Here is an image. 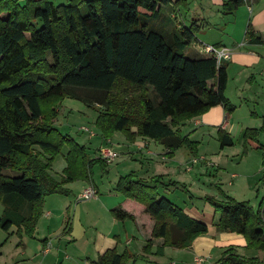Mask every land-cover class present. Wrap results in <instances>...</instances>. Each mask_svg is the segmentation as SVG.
I'll return each mask as SVG.
<instances>
[{
	"label": "trees",
	"instance_id": "16d2710c",
	"mask_svg": "<svg viewBox=\"0 0 264 264\" xmlns=\"http://www.w3.org/2000/svg\"><path fill=\"white\" fill-rule=\"evenodd\" d=\"M172 0H0V228H17L19 236L34 238L50 195H70L65 185L91 177L95 163L87 149L63 135L54 122L67 98L82 101L98 112L95 121L104 139L121 132L130 142L149 138L173 154L194 143L181 127L212 107L234 106L227 100L226 63L213 57L192 59L185 48L194 40L190 31L177 44L153 29L149 18ZM238 1L226 5L230 11ZM253 36V35H252ZM215 81L214 84H210ZM96 104L102 108L96 107ZM221 146L233 145L222 140ZM245 142L257 143L256 135ZM68 145L66 176L60 182L46 171ZM104 165L107 166L105 163ZM182 187L162 176L150 181L123 176L115 191L145 206L155 221L153 238L163 247L186 249L208 232V226L187 216L159 187ZM220 213L218 229L243 235L249 249L264 250V203L258 211L248 202L205 197ZM118 220L132 219L121 209ZM70 223L67 224V226ZM143 255L116 249L99 256L96 264H137L151 254L149 241ZM162 251V250H161ZM158 253V252H157ZM218 264H260L228 250Z\"/></svg>",
	"mask_w": 264,
	"mask_h": 264
},
{
	"label": "crops",
	"instance_id": "0c3cea01",
	"mask_svg": "<svg viewBox=\"0 0 264 264\" xmlns=\"http://www.w3.org/2000/svg\"><path fill=\"white\" fill-rule=\"evenodd\" d=\"M235 1L238 3L227 11L225 6ZM252 5L250 12L242 0H172L163 5L172 8L174 22L170 27V18H161L163 6L159 14L149 18L153 29L167 38H175L177 44L184 42L185 31L193 32L191 44L199 42V45L192 59L211 57L204 53L203 44L230 51V60L222 63H226L228 73L225 96L234 111L228 113L223 105H217L185 122L181 127L182 135L188 136L194 145L180 148L172 157L166 155L163 145L149 138L138 137L130 142L123 133L116 132L109 140L102 137V141H94L98 135L89 134L84 141H98L91 159H97L104 148L114 149L118 158L112 167L95 163L89 179L70 183V195L48 196L34 238L16 236L20 243L18 257L12 264H96L99 256L111 249L119 254L129 251L143 255L149 241L152 243L151 254H146L149 264H199L198 258L204 259L201 264H218L228 250L264 264V250L249 249L243 235L218 229L221 215L205 200V197H213L223 201L230 197L250 203L256 211L264 203V143L261 141V137L264 138V0H253ZM63 109L71 111L69 117H75L85 113L88 107L80 100L65 99L54 122L59 131L57 126ZM219 132L224 134L222 140L229 137L233 145L222 147ZM120 133L123 138H116ZM254 135L259 147L245 142L247 136ZM79 138L71 139L77 142ZM193 159L199 161L189 170ZM98 166L99 171L111 179L106 183V195L101 194L96 181ZM129 174L145 181L162 176L166 182L185 185L187 195H191L192 189L198 190L197 196L192 191L196 199L191 196L185 209L178 207L190 218L205 223L208 232L197 237L189 248L163 247L164 239L153 238L155 221L145 206L115 191L119 179ZM101 179L104 180L103 175ZM74 185H80L77 193ZM90 187L95 189L96 196L80 200ZM179 189L183 188L159 187L158 193L160 198L170 200L168 194L176 196ZM92 201L96 204L93 207L96 220H89L82 204ZM114 209L128 212L134 220L116 219Z\"/></svg>",
	"mask_w": 264,
	"mask_h": 264
},
{
	"label": "rangeland",
	"instance_id": "374dc122",
	"mask_svg": "<svg viewBox=\"0 0 264 264\" xmlns=\"http://www.w3.org/2000/svg\"><path fill=\"white\" fill-rule=\"evenodd\" d=\"M50 1H52L56 5H66L70 2V0H50ZM171 11H172L171 7L163 6V12H162L161 18L164 19L163 18L164 16L166 18H170V20L168 22L169 27L174 22L171 20ZM205 14H207V13H205ZM209 36L212 37L211 34H209ZM197 44L199 45V42H195L194 44L187 46L186 51H185L187 57L194 58L196 56L195 48H196ZM70 114H71V111L63 109L61 112L60 123L57 127L66 136L70 135L71 138L79 136L80 138L77 140L76 143L79 145H80V143L83 144L81 146H84V144H87V146H85V148L87 149L88 156L91 159L95 154V147H97L96 145H97L98 141L103 140L102 136L100 135V133L98 131L99 129L96 127V124H95V121H96L97 116H98V112L96 110H94L93 108L88 107V110L85 113H80V114L76 115L75 117H73V116L69 117ZM83 127L88 128L90 131L93 130L98 135L97 137H94L93 140L94 141L98 140V141H96L95 143L93 141H91V142L90 141L89 142L84 141L85 139L88 138L89 134L84 133V131H81V128H83ZM121 136L122 135L120 133V134H118V136L116 138H123ZM116 138H115V141H117ZM261 141H263V143H264V138L261 137ZM69 152H70V147L68 145H65L63 147L61 153L58 154L54 158V160L52 161L51 167L46 171L47 175L50 176L52 179L57 181V180H60L61 178L63 179V177L66 176L65 170H66L67 164H68L66 157H67ZM263 153H264V151H263ZM107 165H111V164H107ZM112 166L113 165H111V167ZM97 169H98L97 172H99V173L96 172L95 177H96V181H98L97 182L98 187L101 191V194L106 195L105 192H106V189L108 186L106 183H109L110 178L106 175V173L99 171V170H101V168L99 166L97 167ZM102 175L104 178L103 181L101 179ZM60 181H57V182H60ZM110 181H111V179H110ZM103 182H105L106 185H104ZM71 183H73V182H71ZM79 186L80 185H74L73 186V188L75 187V189H76V193L79 190V188H77ZM65 188L66 189L71 188L70 183L66 184ZM192 191L196 196L199 193L198 190L192 189ZM192 191H191V195L190 194L187 195L185 190L179 189L176 196H174L173 194H168L167 198H169L177 206L184 208L185 205H187L190 197L193 196ZM194 199H196L195 196H193V200ZM82 204L87 209L86 213L89 216L88 217L89 220H96V218H97L96 214L97 213L95 212V210L93 208L96 205L95 202L92 201L91 203L87 202V203H82ZM4 209H5L4 205L0 202V213H2L4 211ZM16 236L20 238V237H23L26 235L19 236L17 234V228L16 227H13L9 232H5L0 228V264H12L14 261H16V258L18 257V255L16 254L17 246L20 243V240H18Z\"/></svg>",
	"mask_w": 264,
	"mask_h": 264
},
{
	"label": "built area",
	"instance_id": "2783aa9c",
	"mask_svg": "<svg viewBox=\"0 0 264 264\" xmlns=\"http://www.w3.org/2000/svg\"><path fill=\"white\" fill-rule=\"evenodd\" d=\"M243 3L247 4L250 12H252L253 10V5L252 2L253 0H242ZM203 51L207 56H211L214 57L217 60V64L221 65V63L223 61H228L231 58V53L227 48H217L213 45H207V44H203L202 45ZM96 107L98 108H102L101 105L96 104ZM82 131L90 134L91 136H96V133L92 130L90 131L88 128H81ZM118 153L112 149V148H104L101 153L99 154V156L97 158H100L101 160H103L106 164H112L115 162V160L118 158ZM198 159H193L190 162V165L188 167V169H192L193 166L198 163ZM96 191L93 187L88 188L87 190L84 191V193L80 196V200H89L93 197L96 196ZM197 263L201 264L204 262L203 258H198L196 260Z\"/></svg>",
	"mask_w": 264,
	"mask_h": 264
}]
</instances>
